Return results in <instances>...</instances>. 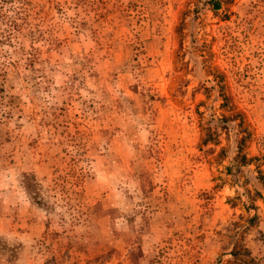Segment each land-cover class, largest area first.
Returning a JSON list of instances; mask_svg holds the SVG:
<instances>
[{
  "label": "rangeland",
  "instance_id": "rangeland-1",
  "mask_svg": "<svg viewBox=\"0 0 264 264\" xmlns=\"http://www.w3.org/2000/svg\"><path fill=\"white\" fill-rule=\"evenodd\" d=\"M0 264H264V0H0Z\"/></svg>",
  "mask_w": 264,
  "mask_h": 264
},
{
  "label": "trees",
  "instance_id": "trees-1",
  "mask_svg": "<svg viewBox=\"0 0 264 264\" xmlns=\"http://www.w3.org/2000/svg\"><path fill=\"white\" fill-rule=\"evenodd\" d=\"M215 8H218V6L217 7L215 6Z\"/></svg>",
  "mask_w": 264,
  "mask_h": 264
}]
</instances>
